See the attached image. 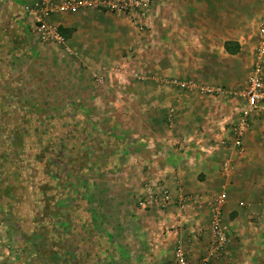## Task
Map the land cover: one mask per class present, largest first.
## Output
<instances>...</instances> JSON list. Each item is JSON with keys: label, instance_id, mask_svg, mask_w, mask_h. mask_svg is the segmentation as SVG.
I'll return each mask as SVG.
<instances>
[{"label": "crops", "instance_id": "crops-1", "mask_svg": "<svg viewBox=\"0 0 264 264\" xmlns=\"http://www.w3.org/2000/svg\"><path fill=\"white\" fill-rule=\"evenodd\" d=\"M35 1L0 0V83L5 89L0 95L10 102L0 103L2 111L49 116L53 128L69 131L67 152L76 143L87 158L94 151L99 160H112L108 166L114 176L131 178L134 204L157 193L158 186L166 187L175 201L199 198L186 211L170 203L162 213L151 212L147 225L138 221L131 236H50V260L39 250L37 264H121L123 242H128L125 264H172L177 243L189 264H197L212 240L206 202L223 192L232 198L240 173L249 191L254 190L250 177L264 173V115L252 118L243 136V157L237 158L223 143L232 142L229 126L237 122L243 100L206 97L167 82L240 91L253 65L264 0H158L142 34L123 15L90 9L53 18L59 28L72 31L66 44L72 55L33 39L23 7ZM127 49L134 50L129 65ZM105 70L112 74L106 88H95L90 74ZM227 159L235 163L232 173L220 169ZM99 169L102 174L109 170ZM256 191L245 197L255 200L264 216V188ZM236 208L225 204L222 212L223 221L235 212L229 237L244 218ZM144 228L155 236H144ZM16 229L22 237L19 253L8 252L1 264H25L26 254L34 253L20 236L23 228ZM42 240L37 236L38 245Z\"/></svg>", "mask_w": 264, "mask_h": 264}, {"label": "rangeland", "instance_id": "rangeland-1", "mask_svg": "<svg viewBox=\"0 0 264 264\" xmlns=\"http://www.w3.org/2000/svg\"><path fill=\"white\" fill-rule=\"evenodd\" d=\"M108 72L109 70H105L100 74H90L92 81L94 75L105 76L102 86H96L93 81L95 88H106L112 75ZM3 90L5 89L0 83V91ZM2 102H9V98L0 95V103ZM12 110L2 111L0 106V236L5 243V252H10L8 256H11V251L17 253L18 247H21L22 237H18L16 227L23 228L20 236H25L26 242L34 250V253L26 254L25 264H37L39 250L44 259L50 260V236H98V233L99 236H131L138 221L141 226L147 225L146 216L151 217L148 216L151 212H163V204L156 209L153 207L144 211L137 207V202L134 204L136 197L129 183L131 178L114 176L108 166L113 164L112 160H99L94 151L87 158L81 152L82 146H77L76 143L73 152H67L69 131L60 127L53 128L49 116ZM77 139L80 142L79 137ZM243 153L242 150L237 158L243 157ZM225 161L231 163L229 172H234L235 163L229 159ZM256 165L259 166V163ZM99 168L109 170H104L102 174ZM240 174L243 175L236 179L239 186H236L232 198L229 193H225L226 204L237 206L236 211H241L244 218L241 219L240 226L232 228L228 247L216 263L264 264V216L257 211L260 207L255 204L256 201H248L245 197L255 196L258 187L264 188V173L250 177L254 189L251 191L248 190V185L245 188L244 180L247 178L244 173ZM3 192L7 197H3ZM114 200L120 201L122 205L113 207L116 202ZM8 213L14 219H9V216L6 218ZM233 213L235 212L231 214ZM18 215L20 219L17 218ZM230 215L224 217L223 221L228 233L235 217ZM8 221L11 224H7ZM37 236H43L44 239L39 245ZM144 236L155 235L146 231ZM127 244L128 242L122 243L121 264L129 261ZM179 245L182 246V243H177L175 247ZM17 258L15 255L12 262ZM109 262L113 263V255ZM93 263L98 264V261L87 262Z\"/></svg>", "mask_w": 264, "mask_h": 264}, {"label": "built area", "instance_id": "built-area-1", "mask_svg": "<svg viewBox=\"0 0 264 264\" xmlns=\"http://www.w3.org/2000/svg\"><path fill=\"white\" fill-rule=\"evenodd\" d=\"M158 0H40L24 7V15L29 23V32L33 39L42 45H54L62 49L66 54L72 55L67 48V39L60 33L59 26L53 23V18L65 14L77 13L81 10H95L104 13L123 15L127 18L134 30L139 34L145 32V21L149 17L150 10ZM253 65L246 79L245 86L238 92L228 91L221 87L199 86L193 82H180L170 80L168 85L181 91L197 90L206 97H232L241 99L244 105L238 111V120L230 124L229 133L232 137L230 144L223 145L235 155H240L243 150V136L250 129L252 118L264 115V12L256 26ZM134 50L129 49L126 56V65L131 63ZM113 70V69H112ZM115 70L120 71L116 66ZM96 86H102L105 76L94 75ZM221 170L229 173L231 163L224 161ZM227 201L225 192L206 202L209 210V230L211 234L210 249L197 264H213L225 253L230 242L228 230L223 223V208ZM175 203L180 210H187L192 205L199 204V198L181 196L175 201L170 191L158 186L157 193H149L137 200V207L144 211L160 206ZM5 243L0 236V262L7 253L3 248ZM7 250V249H6ZM172 264H189L186 252L182 246L175 247Z\"/></svg>", "mask_w": 264, "mask_h": 264}, {"label": "trees", "instance_id": "trees-1", "mask_svg": "<svg viewBox=\"0 0 264 264\" xmlns=\"http://www.w3.org/2000/svg\"><path fill=\"white\" fill-rule=\"evenodd\" d=\"M59 31H60V33H61L66 39H68L69 36H70L71 33H72L71 30H64V29H62V28H59ZM226 50H227L228 52H230V53L233 52V50H232L231 48H229L228 45L226 46Z\"/></svg>", "mask_w": 264, "mask_h": 264}]
</instances>
